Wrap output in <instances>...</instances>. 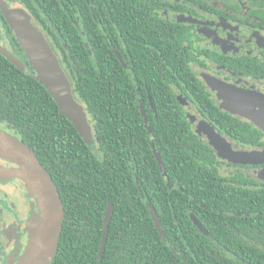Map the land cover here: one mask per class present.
Returning <instances> with one entry per match:
<instances>
[{
  "label": "trees",
  "instance_id": "obj_1",
  "mask_svg": "<svg viewBox=\"0 0 264 264\" xmlns=\"http://www.w3.org/2000/svg\"><path fill=\"white\" fill-rule=\"evenodd\" d=\"M17 1L58 55L94 139L59 111L2 18L14 60L0 52V130L28 145L57 187L51 264H264V182L223 170L178 94L242 148L264 146V131L214 104L157 0Z\"/></svg>",
  "mask_w": 264,
  "mask_h": 264
},
{
  "label": "flooded vegetation",
  "instance_id": "obj_2",
  "mask_svg": "<svg viewBox=\"0 0 264 264\" xmlns=\"http://www.w3.org/2000/svg\"><path fill=\"white\" fill-rule=\"evenodd\" d=\"M157 2L159 8L156 10V17L169 27L170 33L181 36L179 39L181 50L187 52L185 55L187 58L191 56V69L210 93L214 104L232 117L255 126L249 120L226 110L224 107L226 102L218 96L217 90L207 85L204 76L208 74L234 87L264 93V0H157ZM2 4L10 9L25 8L17 0H0V45L13 50L11 35L2 21L3 18L7 24ZM7 26L9 27L8 24ZM11 33L14 36L12 30ZM14 39L16 40L15 36ZM178 96L184 110H187L186 118L192 130L202 141L204 139L201 134L207 141L204 123L211 126L214 132L221 135L235 150L264 148V146L242 148L202 117L182 93ZM262 139L264 140V134ZM221 161L223 170L225 165L230 168L229 172L224 170L227 173L244 171L249 177L264 182L255 177L256 171L264 168V161L256 164L226 159ZM0 165L16 166L1 157ZM40 218L39 199L31 187L17 176L0 175V264H25L26 253L34 231L39 227Z\"/></svg>",
  "mask_w": 264,
  "mask_h": 264
},
{
  "label": "water",
  "instance_id": "obj_3",
  "mask_svg": "<svg viewBox=\"0 0 264 264\" xmlns=\"http://www.w3.org/2000/svg\"><path fill=\"white\" fill-rule=\"evenodd\" d=\"M2 11L19 47L35 73V79L46 88L59 111L73 124L83 140L88 145H92L94 141L92 126L85 108L74 96L72 83L43 31L33 22L31 14L22 7L10 9L2 4ZM0 52L10 60H14L1 45ZM204 78L207 85L217 90L218 96L226 102L224 106L226 110L249 120L264 131V93L234 87L208 74ZM141 113L148 128L147 117L142 108ZM203 126L207 133L208 145L223 159L251 164L264 161V148L235 150L221 135L216 134L211 126L204 123ZM0 157L16 165L11 167L0 165V175L17 176L28 184L37 194L41 207V222L34 231L26 253L25 264H51L62 224V207L57 187L33 150L3 130H0ZM157 160L163 168L159 156ZM255 177L264 180V168L256 171ZM112 211L113 206L109 202L103 223L99 259L102 257L106 243ZM150 214L154 216L151 208ZM190 217L197 228L207 234L199 220L193 214ZM154 222L159 228V222L156 219Z\"/></svg>",
  "mask_w": 264,
  "mask_h": 264
},
{
  "label": "rangeland",
  "instance_id": "obj_4",
  "mask_svg": "<svg viewBox=\"0 0 264 264\" xmlns=\"http://www.w3.org/2000/svg\"><path fill=\"white\" fill-rule=\"evenodd\" d=\"M223 100V99H222ZM224 101V100H223ZM185 112H186V116H188V113H187V110H185ZM199 132V131H198ZM201 137L204 139V142L208 145V142L206 141V139H205V137H203L202 136V134H201ZM216 154V156L221 160V159H223L222 157H220L217 153H215ZM224 170H226L227 172H229L230 171V168H228L226 165L224 166ZM234 170V169H233ZM226 172V173H227ZM232 172V171H231ZM22 181V180H21ZM24 184H26L24 181H22Z\"/></svg>",
  "mask_w": 264,
  "mask_h": 264
}]
</instances>
